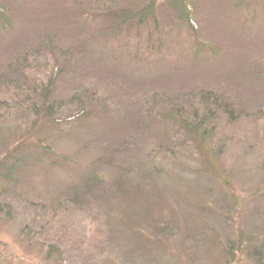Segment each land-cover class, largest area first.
<instances>
[{
	"label": "rangeland",
	"instance_id": "1",
	"mask_svg": "<svg viewBox=\"0 0 264 264\" xmlns=\"http://www.w3.org/2000/svg\"><path fill=\"white\" fill-rule=\"evenodd\" d=\"M102 2L111 18L85 22L95 10L103 20L95 8ZM148 2L0 0L9 19L0 72L14 55L51 40L73 55L59 62L51 110L86 94L79 109L60 114L67 120L49 133L47 159H27L0 179V264H262L253 252L264 247V0H187L184 19L157 0L154 18L122 24ZM212 96L219 113L199 146L208 171L150 104L190 99L195 111ZM225 105L244 112L230 118ZM6 110L0 106V156L23 137L46 138L31 111L7 119ZM157 144L162 156L149 161ZM84 170L103 184L73 201Z\"/></svg>",
	"mask_w": 264,
	"mask_h": 264
},
{
	"label": "trees",
	"instance_id": "2",
	"mask_svg": "<svg viewBox=\"0 0 264 264\" xmlns=\"http://www.w3.org/2000/svg\"><path fill=\"white\" fill-rule=\"evenodd\" d=\"M148 1L149 2L147 4V10L141 9L138 12L132 13L129 17L122 18V24H126L128 20H131L133 18L135 22H137L139 25H142L147 17L154 18L153 7L157 0ZM166 2L167 8L172 9L178 19H184L187 15H191V10L187 6V0H166ZM116 3L117 1L115 2V4ZM249 3L251 5L248 6L255 7L252 2ZM103 5H105V3L102 2L95 7L99 10L98 12H102L100 14L104 16L103 20L98 19L97 14H95V10L94 13L88 12L87 14H85L84 21L95 24L98 21V23L101 24V22L103 23L104 21L109 20L111 18V14L107 13L106 10L103 9ZM116 18L117 17H115V19ZM8 23L9 19L8 17H6L4 9L0 6V31L5 30V27L6 25H8ZM84 50V48L82 50H79L78 56H80L79 61L81 62L84 60V58H82ZM72 58L73 55L71 51H63V49L54 50L52 41L44 40L38 42L35 49H28L20 54L14 55L11 61H9L8 63H3L4 65L2 67L5 70L0 72V92L6 96V99L4 101L0 100V106H5L7 108V112L5 113L6 118L11 119L15 114L23 113V111L28 110L37 117L36 119L41 120L36 130L49 131L47 134H45L47 135L45 139L43 137L38 138L34 143L27 140L26 137H23L21 139V144H16L11 148V150L5 151L0 156V179L10 180L12 172L18 165V163H24V161L27 159L34 160V162L38 165L42 163L43 159H47L52 150L48 141L49 133H51V131H54V128H58L60 125H63L67 120L66 117L62 119L60 117V114L64 110H69L70 112L71 109H79V107L84 102L83 99L84 97H86V94L81 93L80 91H76L71 94L72 97L64 104H57L58 107L56 109V113H53V110H51L50 108L53 105V102L50 99V90L55 86V78L64 70V66H59L60 63H62L61 60H70ZM38 77H41V79H39ZM201 95L202 94H199V96ZM205 96V98H211L207 94H205ZM13 102H15V104H13ZM190 102V99H186L184 101H181L180 104L171 105L170 103L158 100L155 102H151L150 105L156 106V109L158 110L154 119L158 123L162 122L168 124L172 134L177 137L176 141L180 143L179 146H183L187 141L186 143L188 144L187 146L189 148L193 150L197 149L198 151H196V153L198 155V158H194V161L198 163L201 162V160L204 158V166L209 171L211 169L210 165L207 163L206 157L200 151L199 146H205L206 143H208V141L210 140H208V136H210L211 134L209 128L211 127V124L215 123L216 121V117L219 113L217 105L219 104L220 100L213 99L212 96V100L210 103H206V105L201 104L203 106H200L195 111L191 107ZM8 104L10 106H7ZM230 104L234 106L232 102ZM150 105L146 109L149 115ZM223 107V113H227L230 118L233 117L232 114L234 113L236 114L237 112H244L241 111V108H237L238 110H233V107L231 108L226 105ZM167 113L170 114L168 118H166ZM75 116L76 115L69 116L68 118H72ZM190 142L193 145H190ZM160 148H162V146L157 144V147L155 149L149 150L147 154L148 156H150V158L148 159L149 161L152 160L154 156H162L161 154H159L163 152L162 150H160ZM81 177L83 178V181H81L82 187L80 188V190L83 191L79 193L78 187H75V190L72 191V197H74L73 201H75V198L78 194L87 193L88 191H90V189H95V187H97V184H99L98 187L103 184L102 178L92 172V170L88 173H86L84 170V174L81 175ZM119 180L120 177H114L112 181L109 180L112 191L115 192L116 190L120 189L121 181ZM136 188L137 190H134L136 192L143 190V187H141L140 184H138ZM68 201L72 203V200L69 199ZM41 217L42 216H40L39 219ZM115 228L120 229L121 227L116 226ZM161 231H163V229ZM169 231L170 230L167 228L164 229V232H166L168 235ZM143 238H145V240L142 241L146 243L150 240L149 235H146V237L143 236ZM155 242L158 243L157 241ZM239 243L242 244L243 242L240 241ZM174 244L175 250L178 249L180 251L181 245L177 237L176 239L174 238ZM182 244L184 247V243ZM261 248L262 249L259 250L255 249L253 253L254 258L258 260L256 261V263H260V261H262L261 263L263 264L264 247ZM47 249L49 253L56 252V248L54 246H47ZM48 254H46V257L49 256Z\"/></svg>",
	"mask_w": 264,
	"mask_h": 264
}]
</instances>
